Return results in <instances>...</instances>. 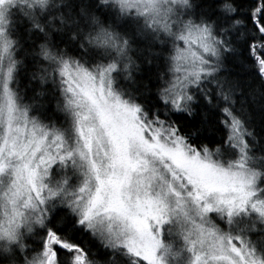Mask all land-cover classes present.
Segmentation results:
<instances>
[{"label":"snow or ice","instance_id":"6c2138e0","mask_svg":"<svg viewBox=\"0 0 264 264\" xmlns=\"http://www.w3.org/2000/svg\"><path fill=\"white\" fill-rule=\"evenodd\" d=\"M0 264H264V0H0Z\"/></svg>","mask_w":264,"mask_h":264}]
</instances>
